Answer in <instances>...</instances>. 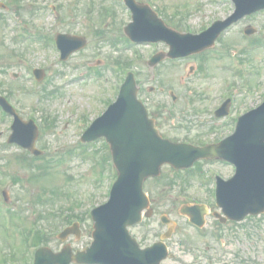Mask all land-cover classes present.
<instances>
[{
	"label": "rangeland",
	"instance_id": "1",
	"mask_svg": "<svg viewBox=\"0 0 264 264\" xmlns=\"http://www.w3.org/2000/svg\"><path fill=\"white\" fill-rule=\"evenodd\" d=\"M138 1L150 3L167 25L180 32H196L209 24L213 15L222 17L231 9L228 4L210 0ZM5 4L10 8L11 15L5 16L0 9V89L8 94L23 118L27 119L30 113L38 118L43 136L37 139L36 146L44 152L42 157L33 158L14 144L6 143L11 119L0 117V201L1 192L5 190L7 206L15 212L10 228L5 227V219V226L2 224L0 216V264H32V250L25 253L26 243L21 231L36 224L47 232V245L55 251L60 250L67 242L60 241L56 236L64 225V213L83 219L80 238L70 236L67 239L73 250L88 245L92 240V221L85 213L107 199L110 181L106 180V175L111 165L103 159L104 168H101L96 160L107 157L110 151L99 139L85 147V153L90 150L91 155L96 154V160L83 158L82 148L76 145L82 132V125L79 126L77 120L82 117L91 121L104 110L106 98H114L118 76L114 67L118 59L132 60L143 90L140 92L141 99L149 110L157 113L163 134L176 140L214 139L222 132H229L230 124L228 128L221 121L205 123L210 120V108L224 98L222 95L225 90L228 91L231 81L240 87L247 85L248 91L243 92L244 88L232 90L235 103L230 106V119L264 98V47L251 43V40L264 37V11L243 18L223 38V43L231 45L230 54L236 51V60L239 56L237 65L240 68L232 67L241 72L233 74L226 51L224 54L219 51L217 55L221 56L207 52L204 71L200 65L196 66V60L190 58L148 66L146 62L152 47H138L144 56L136 57V47L126 46L122 28L131 20L130 14L116 0H6ZM51 6L58 10L55 14L51 12ZM106 10L109 12L106 13ZM16 17L21 20L20 26L16 25ZM248 24L256 28V32L250 36L242 34L241 37L240 28ZM23 26L27 33L36 36L35 40L24 36L18 38V27ZM97 30L102 31L99 36ZM26 32L23 34L26 35ZM57 32L84 36L86 46L71 54L67 60L60 61L51 40L42 42L38 37L44 34L53 38ZM157 48L168 49L163 44H158ZM233 63L236 64V61L233 60ZM89 65L93 73L96 69L99 71L98 78L91 75L92 72L87 69ZM210 66L212 75H207L205 73ZM34 67L42 68L45 73L38 83L32 76ZM192 67L194 70L189 74L188 70ZM62 74L70 80L65 81L61 78ZM150 87L153 90L149 91ZM162 88L164 91L160 90ZM166 89L176 92L174 102ZM169 111L173 113L171 118ZM46 119L53 122L50 129L43 128ZM172 122L175 125L171 126ZM212 126L215 128L212 129ZM65 152L67 155L62 157ZM221 169L230 172V168L223 166ZM98 173L104 174V177L101 178ZM170 174L169 168L165 167L159 177L148 179L145 183L155 212L148 220L151 228L155 231L162 229L158 218L163 214L181 223V227L176 229L177 238L180 233H186L193 242L199 241L201 246L214 244L212 240L197 235L178 212L180 204L185 201L182 195L204 198L206 191L195 179L188 188L182 186V180V183L178 180L179 183L169 186V182H165L170 180ZM181 187L183 192L179 195ZM1 207H4L2 203L0 211ZM51 208L60 214L58 218L52 214ZM223 230L226 234L221 239V247L217 243L211 250L216 252L214 256L217 257L214 258L219 259L217 261L264 264V213L247 216L240 224L226 225ZM174 241H177L173 248L177 254L175 259H191L193 249L181 246L178 240Z\"/></svg>",
	"mask_w": 264,
	"mask_h": 264
},
{
	"label": "water",
	"instance_id": "2",
	"mask_svg": "<svg viewBox=\"0 0 264 264\" xmlns=\"http://www.w3.org/2000/svg\"><path fill=\"white\" fill-rule=\"evenodd\" d=\"M235 1L239 10L236 16L264 7V0ZM129 4L134 10V22L125 31L134 39H146L140 38L141 35L135 38L137 36L135 29L140 25L141 18L139 16L144 8L137 6L132 0H129ZM225 26L224 24L215 26L197 36L173 33L177 40L186 43L181 45L183 51L179 48L177 51L185 54L209 46L217 32ZM160 28L162 32L172 33L166 28L163 29L162 26ZM62 38L65 41L69 40L65 35ZM78 40L70 50L84 44L83 40ZM1 102L2 100H0ZM241 121L240 135L246 132L243 137H249L245 142V156L239 155V157L233 158L230 155L229 157L236 162L239 171L252 170V174L245 175L241 171L240 176L246 180L245 189L239 191L237 196H240L241 205L247 208L243 213L246 211L257 213L264 210V104L242 117ZM13 129L14 133L11 135L10 141H17L29 148L33 147L34 130L29 139L27 133L26 135L22 133L23 126L19 120H16ZM250 131L252 134H248ZM100 135H105L109 141L114 163L118 169V178L112 188L110 200L92 212L95 221L94 242L91 247L86 248V252H80L75 256V260L77 262L96 261L111 264L113 256L110 254L109 247L104 244L109 243L115 226L123 227L130 219H133L131 213L136 205H139V209L146 205L147 198L142 192V182L146 177L158 174V168L164 162L179 167L187 166L199 157L226 156L223 154L221 145L211 149L194 150L190 146L175 145L161 139L153 121L146 117L145 110L136 101V88L130 77L122 85L117 101L93 122L85 132L84 139L90 140ZM233 139L235 143H238L237 132ZM34 152L37 151L34 150ZM227 194L230 192L228 191ZM240 203L237 202L239 205ZM138 213L139 211L136 210L134 217ZM69 231L70 229L63 232L62 236ZM68 252L69 248L66 247L57 255H52L48 249L40 248L37 251L35 264H55L56 262L65 264L71 258Z\"/></svg>",
	"mask_w": 264,
	"mask_h": 264
},
{
	"label": "flooded vegetation",
	"instance_id": "3",
	"mask_svg": "<svg viewBox=\"0 0 264 264\" xmlns=\"http://www.w3.org/2000/svg\"><path fill=\"white\" fill-rule=\"evenodd\" d=\"M153 115L155 116V119L157 120L158 119V115L155 113V112H153ZM200 172V171H199ZM210 181V183L209 182H203V183H205V186H207V188L209 187V190L208 191H211L212 190V187H213V185H212V181L211 180H209ZM213 191V190H212ZM207 205H208V207H209V215L210 216H212L213 218L215 217V216H217L218 215V213L219 212H217L216 210H215V208H214V206H213V204L211 203V202H209V201H207V203H206ZM214 220L215 221H217V223H218V221H219V219H215L214 218ZM229 221H226L225 222V224L226 223H228ZM133 234H135L134 232H132ZM137 234L138 235H136L137 236V239H138V241H139V243H140V245L141 246H148L149 244H151L153 241H155L156 240V238L154 237L153 239H143L142 238V234L140 233V231L139 230H137ZM199 261L197 260V259H195L194 260V264H197Z\"/></svg>",
	"mask_w": 264,
	"mask_h": 264
}]
</instances>
